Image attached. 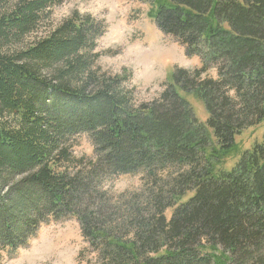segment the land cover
<instances>
[{"label": "trees", "instance_id": "1", "mask_svg": "<svg viewBox=\"0 0 264 264\" xmlns=\"http://www.w3.org/2000/svg\"><path fill=\"white\" fill-rule=\"evenodd\" d=\"M62 1L0 0V263L75 217L98 264H264V133L237 141L264 123V0H139L201 61L139 105L127 72L93 71L104 26L90 15L28 40ZM84 132L96 161L73 153ZM137 173L141 191L104 188Z\"/></svg>", "mask_w": 264, "mask_h": 264}, {"label": "rangeland", "instance_id": "2", "mask_svg": "<svg viewBox=\"0 0 264 264\" xmlns=\"http://www.w3.org/2000/svg\"><path fill=\"white\" fill-rule=\"evenodd\" d=\"M151 9L150 3L139 0H63L28 40L46 35L74 12L90 15L104 26L94 50L101 56L94 59L93 71L110 77L127 72L129 79L122 84L121 91L130 93L137 105L149 103L160 97L175 68L195 69L201 66L198 56H188L184 46L158 28L149 14ZM207 76L217 78L216 68L210 69L204 75ZM197 100L194 97L190 102L198 118L204 121L206 114ZM263 133L264 123L247 129L237 138L238 146L241 149L251 147L260 141ZM70 145L76 157L96 161L97 155L87 132L71 138ZM237 159V156H230L226 166L230 167ZM145 185L142 173L123 174L104 182V188L114 201L121 194L143 190ZM0 264H98V257L91 250L78 220L68 217L44 224L27 246L12 256L5 253Z\"/></svg>", "mask_w": 264, "mask_h": 264}]
</instances>
